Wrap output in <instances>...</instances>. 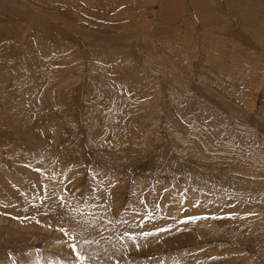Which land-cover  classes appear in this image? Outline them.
Instances as JSON below:
<instances>
[{"label":"rangeland","instance_id":"1","mask_svg":"<svg viewBox=\"0 0 264 264\" xmlns=\"http://www.w3.org/2000/svg\"><path fill=\"white\" fill-rule=\"evenodd\" d=\"M0 264H264V0H0Z\"/></svg>","mask_w":264,"mask_h":264},{"label":"snow or ice","instance_id":"2","mask_svg":"<svg viewBox=\"0 0 264 264\" xmlns=\"http://www.w3.org/2000/svg\"><path fill=\"white\" fill-rule=\"evenodd\" d=\"M61 231H63V229H61ZM145 235H150V233H145ZM71 248L73 249V251H75L76 250V245L72 244ZM76 255L80 258L81 261H83L84 256L80 252H76Z\"/></svg>","mask_w":264,"mask_h":264},{"label":"bare ground","instance_id":"3","mask_svg":"<svg viewBox=\"0 0 264 264\" xmlns=\"http://www.w3.org/2000/svg\"><path fill=\"white\" fill-rule=\"evenodd\" d=\"M46 196V195H45ZM25 198V197H24ZM29 199V198H28ZM46 199V198H45ZM25 200V199H24Z\"/></svg>","mask_w":264,"mask_h":264}]
</instances>
